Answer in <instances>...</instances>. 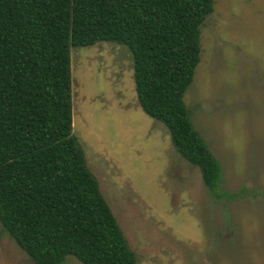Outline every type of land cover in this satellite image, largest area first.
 <instances>
[{
    "label": "trees",
    "instance_id": "obj_1",
    "mask_svg": "<svg viewBox=\"0 0 264 264\" xmlns=\"http://www.w3.org/2000/svg\"><path fill=\"white\" fill-rule=\"evenodd\" d=\"M214 0H0V222L34 264H139L73 132V46L125 44L139 102L217 200L185 94Z\"/></svg>",
    "mask_w": 264,
    "mask_h": 264
},
{
    "label": "rangeland",
    "instance_id": "obj_2",
    "mask_svg": "<svg viewBox=\"0 0 264 264\" xmlns=\"http://www.w3.org/2000/svg\"><path fill=\"white\" fill-rule=\"evenodd\" d=\"M214 1L185 101L222 200L143 110L127 45L71 50L73 132L139 264H264V0ZM0 264H34L1 222Z\"/></svg>",
    "mask_w": 264,
    "mask_h": 264
}]
</instances>
